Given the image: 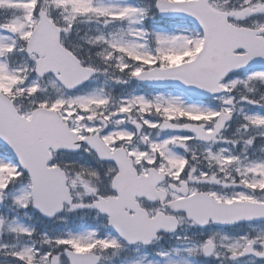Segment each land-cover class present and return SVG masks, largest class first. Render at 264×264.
<instances>
[{"label":"snow or ice","instance_id":"1","mask_svg":"<svg viewBox=\"0 0 264 264\" xmlns=\"http://www.w3.org/2000/svg\"><path fill=\"white\" fill-rule=\"evenodd\" d=\"M0 264H264V0H0Z\"/></svg>","mask_w":264,"mask_h":264}]
</instances>
